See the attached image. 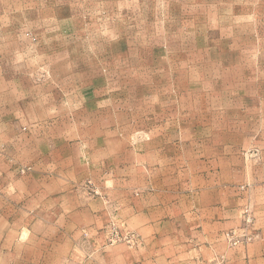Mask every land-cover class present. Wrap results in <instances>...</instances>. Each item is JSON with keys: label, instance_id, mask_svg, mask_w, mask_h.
<instances>
[{"label": "rangeland", "instance_id": "obj_1", "mask_svg": "<svg viewBox=\"0 0 264 264\" xmlns=\"http://www.w3.org/2000/svg\"><path fill=\"white\" fill-rule=\"evenodd\" d=\"M200 174L264 264V0H0V264H182L139 198Z\"/></svg>", "mask_w": 264, "mask_h": 264}, {"label": "crops", "instance_id": "obj_2", "mask_svg": "<svg viewBox=\"0 0 264 264\" xmlns=\"http://www.w3.org/2000/svg\"><path fill=\"white\" fill-rule=\"evenodd\" d=\"M220 170L223 176L217 181L224 179L223 167ZM196 178L202 183L197 192L191 190L180 196L143 194L139 198L143 208L136 216L137 230L147 236V241L157 243L154 248H169V257H182V264H218L225 252V264H239L241 251L226 250L221 241V233L238 224L239 198L234 193L226 195L219 182H209V174Z\"/></svg>", "mask_w": 264, "mask_h": 264}, {"label": "built area", "instance_id": "obj_3", "mask_svg": "<svg viewBox=\"0 0 264 264\" xmlns=\"http://www.w3.org/2000/svg\"><path fill=\"white\" fill-rule=\"evenodd\" d=\"M246 221H247L246 222L247 224L253 223V219L250 216H248ZM247 231L248 230H245L244 235H242V236H238L236 231H232V232L226 234V238L225 239L232 246H237L238 244H240L242 238L244 239L243 240L244 244L245 243H249L252 240V235L249 234V233L246 234Z\"/></svg>", "mask_w": 264, "mask_h": 264}]
</instances>
